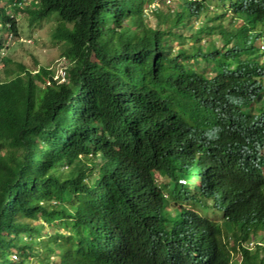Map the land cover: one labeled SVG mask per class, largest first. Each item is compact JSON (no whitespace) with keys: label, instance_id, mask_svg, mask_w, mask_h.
<instances>
[{"label":"trees","instance_id":"16d2710c","mask_svg":"<svg viewBox=\"0 0 264 264\" xmlns=\"http://www.w3.org/2000/svg\"><path fill=\"white\" fill-rule=\"evenodd\" d=\"M154 1L0 0V264H264V0ZM22 13L62 80L6 66Z\"/></svg>","mask_w":264,"mask_h":264},{"label":"rangeland","instance_id":"374dc122","mask_svg":"<svg viewBox=\"0 0 264 264\" xmlns=\"http://www.w3.org/2000/svg\"><path fill=\"white\" fill-rule=\"evenodd\" d=\"M168 3L167 0H165ZM158 0L152 2L149 8L145 10L147 13V18L149 22H153V11L154 7L157 6ZM170 4V2H169ZM214 3L210 5V9L214 8ZM215 9V8H214ZM162 12H166L163 10ZM219 13V12H218ZM57 23V19L52 16L47 19L41 20L39 23L32 26H28L27 16L25 14H18V27H19V38L11 39L7 37L5 39V44L8 46L7 49L2 51V55L8 58L6 66L8 68L16 69L15 64L17 62H22L24 65L35 69L33 72L38 73L37 76L44 80L43 75H41L38 70V67H44V70L50 74L53 72L54 78L62 80L63 68L66 66V61L62 56H60V45L55 42L51 36L50 32L52 31L53 26ZM199 23V21H198ZM214 24H218V21H215ZM253 41L255 46H259L262 40ZM204 38L202 42H204ZM264 46V43H263ZM259 51L255 54L260 53L263 59L262 52L264 48L259 47ZM248 53V51H245ZM12 76L6 77L3 73V67H0V79H8ZM159 184L163 187L166 186V182L162 179H159ZM217 224H221L224 220L221 212H218L216 209H210L207 213ZM41 221V220H40ZM42 222V221H41ZM225 228L223 227V231ZM231 239H229L230 241Z\"/></svg>","mask_w":264,"mask_h":264},{"label":"clouds","instance_id":"9594fccd","mask_svg":"<svg viewBox=\"0 0 264 264\" xmlns=\"http://www.w3.org/2000/svg\"><path fill=\"white\" fill-rule=\"evenodd\" d=\"M260 40H262L260 43H262L261 45L259 44V46H255L256 48V51H259V47L261 49L264 48L263 46V43H264V35H260L258 37ZM258 40L257 38L255 39V41ZM260 55V53H258ZM263 54V60H264V51L262 52ZM262 57V56H261ZM220 212V211H218ZM208 213V212H207ZM206 213V214H207ZM204 214V213H202ZM208 216V215H207ZM209 217V216H208ZM211 218V217H210ZM212 219V218H211ZM212 221H214L212 219ZM215 223H217L216 221H214ZM221 228L223 230V227H224V222H221ZM255 245H261L259 242H257L255 239L253 238H249V239H246V240H243V241H237L234 243V247H235V250L236 251H231V259H230V264H244L243 263V253H242V250H247L248 252H251L254 250L255 248Z\"/></svg>","mask_w":264,"mask_h":264},{"label":"built area","instance_id":"2783aa9c","mask_svg":"<svg viewBox=\"0 0 264 264\" xmlns=\"http://www.w3.org/2000/svg\"><path fill=\"white\" fill-rule=\"evenodd\" d=\"M63 76V75H62Z\"/></svg>","mask_w":264,"mask_h":264}]
</instances>
